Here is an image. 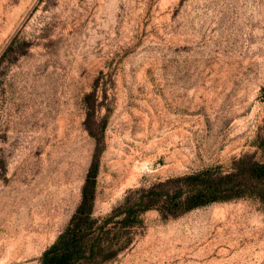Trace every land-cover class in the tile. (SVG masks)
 <instances>
[{"label": "rangeland", "instance_id": "374dc122", "mask_svg": "<svg viewBox=\"0 0 264 264\" xmlns=\"http://www.w3.org/2000/svg\"><path fill=\"white\" fill-rule=\"evenodd\" d=\"M263 88L264 0H0V264H38L95 153V217L253 154ZM142 219L108 264H264L251 200Z\"/></svg>", "mask_w": 264, "mask_h": 264}, {"label": "trees", "instance_id": "16d2710c", "mask_svg": "<svg viewBox=\"0 0 264 264\" xmlns=\"http://www.w3.org/2000/svg\"><path fill=\"white\" fill-rule=\"evenodd\" d=\"M16 44L14 37L2 56L18 53ZM251 144L255 148L253 154L234 158L227 167L207 166L147 187L128 189L101 217L93 215L98 169L95 153L75 211L54 242L42 252L38 264L111 263L131 246L142 227V216L148 211L167 220L215 203L251 200L264 212V130L256 133Z\"/></svg>", "mask_w": 264, "mask_h": 264}, {"label": "bare ground", "instance_id": "6f19581e", "mask_svg": "<svg viewBox=\"0 0 264 264\" xmlns=\"http://www.w3.org/2000/svg\"><path fill=\"white\" fill-rule=\"evenodd\" d=\"M146 167V169H149L147 166H145Z\"/></svg>", "mask_w": 264, "mask_h": 264}, {"label": "water", "instance_id": "95a60500", "mask_svg": "<svg viewBox=\"0 0 264 264\" xmlns=\"http://www.w3.org/2000/svg\"><path fill=\"white\" fill-rule=\"evenodd\" d=\"M150 167L152 168V166L150 165Z\"/></svg>", "mask_w": 264, "mask_h": 264}]
</instances>
